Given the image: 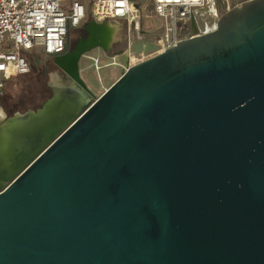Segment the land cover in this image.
Returning <instances> with one entry per match:
<instances>
[{"label": "water", "instance_id": "95a60500", "mask_svg": "<svg viewBox=\"0 0 264 264\" xmlns=\"http://www.w3.org/2000/svg\"><path fill=\"white\" fill-rule=\"evenodd\" d=\"M0 122V264H264V0ZM75 96H73V95Z\"/></svg>", "mask_w": 264, "mask_h": 264}, {"label": "built area", "instance_id": "2783aa9c", "mask_svg": "<svg viewBox=\"0 0 264 264\" xmlns=\"http://www.w3.org/2000/svg\"><path fill=\"white\" fill-rule=\"evenodd\" d=\"M90 13L98 22L124 20L128 32L139 30V0H90ZM160 29L153 42L158 51L179 40L217 28L232 0H148ZM88 9L80 0H0V89L5 82L29 70L26 53L39 49L56 56L65 50L69 30L80 26ZM94 63L97 58L92 57Z\"/></svg>", "mask_w": 264, "mask_h": 264}, {"label": "rangeland", "instance_id": "374dc122", "mask_svg": "<svg viewBox=\"0 0 264 264\" xmlns=\"http://www.w3.org/2000/svg\"><path fill=\"white\" fill-rule=\"evenodd\" d=\"M80 1L88 9L87 17L80 26L72 27L69 30L64 52L73 50L80 40L87 39L94 28H98L101 25L117 27L116 36L110 42L112 44L109 43L107 46H91L84 49L78 58V78L86 86V105H88L129 66L159 52L153 42V37L160 29V21L153 15L149 1L139 0L135 5L140 14L139 30L129 33L127 23L124 20L109 19L105 22L95 21L90 13L91 1ZM26 56L29 61L27 75H18L8 79V82L6 81V87L15 91V97L21 96L22 92L32 91L37 79L48 86L51 83V74L61 72L54 63V57L44 54L39 49L27 52ZM92 57L97 58L98 62L94 63ZM91 77L94 78L96 84L92 85L88 83V79H91ZM8 88L3 89L2 87L0 89V100L4 97V94L1 93H4ZM35 104L36 102L31 105ZM23 110L17 111L21 113L26 111Z\"/></svg>", "mask_w": 264, "mask_h": 264}, {"label": "bare ground", "instance_id": "6f19581e", "mask_svg": "<svg viewBox=\"0 0 264 264\" xmlns=\"http://www.w3.org/2000/svg\"><path fill=\"white\" fill-rule=\"evenodd\" d=\"M116 33H117V27H113L109 25H101L98 28H94L93 31L89 34L88 38L85 40H80L78 42V45L73 50H69L67 52L66 56L68 58L69 57L79 58V56L84 51V49H87L91 46H107L111 42L112 38L116 36L115 35ZM50 79H51L50 85L53 87V89L56 92H60L64 94L79 92L77 85L74 83H71L67 74L65 73L55 72L51 74ZM5 116L6 115L0 106V121H3ZM21 116H22L21 114L16 115V117H21Z\"/></svg>", "mask_w": 264, "mask_h": 264}, {"label": "trees", "instance_id": "16d2710c", "mask_svg": "<svg viewBox=\"0 0 264 264\" xmlns=\"http://www.w3.org/2000/svg\"><path fill=\"white\" fill-rule=\"evenodd\" d=\"M25 75H27V72L24 73V76ZM7 82L4 84L5 86H3V89L8 88L6 87ZM34 86L35 87L32 91L25 93L22 92V95L19 97H15V91L10 90L11 88H8L6 91H4V93H1L4 94V97H2L0 100L1 107L7 114H11L15 110H23L26 107L27 108L25 110H28L29 108L36 109L40 107V104L50 96L51 91L46 84L38 81V79L35 80ZM34 102H36V104L31 105Z\"/></svg>", "mask_w": 264, "mask_h": 264}, {"label": "crops", "instance_id": "0c3cea01", "mask_svg": "<svg viewBox=\"0 0 264 264\" xmlns=\"http://www.w3.org/2000/svg\"><path fill=\"white\" fill-rule=\"evenodd\" d=\"M64 53H65V52H64ZM62 54H63V53H62ZM88 83H90V84H92V85L96 84L94 78H92V77H91V79H90V78L88 79ZM48 86H49V85H48ZM1 108H2V107H1ZM2 109H3V108H2ZM32 110H35V109H32ZM3 111H4V109H3ZM26 111H27V110H26ZM26 111H25V112H26ZM25 112H22V113H21V112L15 110V111H13L11 114H7V113L4 111V113H5V115H6L4 119L6 120V118L9 117V116H13V115H15V114H23V113H25ZM4 119H3V121H4ZM3 121H0V122H3Z\"/></svg>", "mask_w": 264, "mask_h": 264}, {"label": "flooded vegetation", "instance_id": "af4514ba", "mask_svg": "<svg viewBox=\"0 0 264 264\" xmlns=\"http://www.w3.org/2000/svg\"><path fill=\"white\" fill-rule=\"evenodd\" d=\"M232 1H233V3H236V2H239V1H241V0H232ZM63 53H64V52H63ZM56 66H57V65H56ZM57 68L61 71L60 73H65V74H67V73H66L63 69H61L60 67L57 66ZM48 87H49V86H48ZM49 89H50L51 94H52V90H51L50 87H49ZM51 94H50V96H51ZM50 96H49V97H50ZM49 97H48V98H49ZM48 98H47V99H48ZM47 99H46V100H47ZM46 100H45V101H46ZM41 105H42V103L40 104V106H41ZM28 110H32V109H28Z\"/></svg>", "mask_w": 264, "mask_h": 264}]
</instances>
